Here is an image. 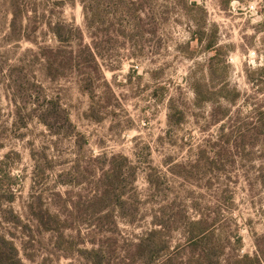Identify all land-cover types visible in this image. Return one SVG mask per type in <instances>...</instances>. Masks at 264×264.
Returning a JSON list of instances; mask_svg holds the SVG:
<instances>
[{"label":"rangeland","instance_id":"obj_1","mask_svg":"<svg viewBox=\"0 0 264 264\" xmlns=\"http://www.w3.org/2000/svg\"><path fill=\"white\" fill-rule=\"evenodd\" d=\"M123 1L0 0V172L14 191L0 232L25 264H91L82 251L99 246L119 263L154 220L170 223L176 246L184 221L205 219L226 238L224 264L238 253L264 261V0H190L217 29L239 91L200 107L195 79L223 84L192 40L187 0ZM55 22L76 30L68 45ZM56 105L75 135L41 120ZM120 194L126 214L113 211Z\"/></svg>","mask_w":264,"mask_h":264},{"label":"trees","instance_id":"obj_2","mask_svg":"<svg viewBox=\"0 0 264 264\" xmlns=\"http://www.w3.org/2000/svg\"><path fill=\"white\" fill-rule=\"evenodd\" d=\"M182 6L186 13L189 14L191 20L196 24V29H191L192 40L203 44L205 46V50L212 54L209 62V70L212 80H220L223 84L219 90H216L213 84L203 83L200 79H195L193 83V89L196 95L195 104L200 107L205 103L211 102L219 97H225L234 101L239 95V91L235 88L229 90V84L227 80L230 71V63L226 56L224 47H219L218 45L217 29L213 28L208 30L206 18L207 11L197 2H190V0H187L184 4H182ZM143 8V5H139L136 8L135 16L138 17L139 20L142 19V15L139 13V10H142ZM93 14L98 16L97 10H93ZM54 30L57 39L63 45H68L70 42V33H72L74 30L72 25L65 24L63 22H55ZM77 31L79 33V30ZM187 45H190V43L188 42ZM88 51L90 52L89 48ZM90 56L94 58L91 52ZM259 71L264 73L263 68H261ZM58 106L56 105L55 107V115H53V110L45 109L41 115V120L50 128H53L54 125L55 127L58 126L55 128V134H58L56 130L59 128V126L68 124L70 127H72L71 133L75 135L76 129L71 122L69 114L65 110L64 113L61 114L60 107ZM170 109L171 113L176 110L173 102L170 105ZM171 113L169 115L171 123H182L184 120V113L182 111L180 112L181 117L177 121L172 120ZM2 164L3 162H1L0 165ZM6 177H9V179L13 180V177H10V175L4 171L0 172L1 212L4 211L2 202L4 200L11 202L14 198V191L11 189L9 191L7 190V185L5 184ZM109 192L110 191L107 190L105 193H100L98 196H96L95 200L92 201L90 207L93 214L101 211L102 208L105 207L103 204L106 202L105 198H107V194H109ZM11 193L12 195H10ZM123 196L124 195L120 194L118 197L120 206L118 204L114 205L113 211L117 208L121 209V211L127 209V200H124ZM124 214H126V212ZM17 220L19 221V218H17ZM55 223L57 224L55 225L56 229L58 228L59 224L57 217H55ZM97 224H100L99 227L102 228L104 223L100 222ZM154 224L160 228H152L142 237H140L139 241L134 243V252L129 253L128 257L124 258L119 263H114L110 257V253L101 246L83 250L82 257L91 264H224L222 261V256L227 244L226 238L222 237L221 232L217 233L218 228L210 227L205 219H188L184 221L182 228L185 233L186 241L179 243L176 246H173L171 244V240H169L171 228L170 223L161 217L154 220ZM235 243L238 248L243 246L241 236L237 235ZM0 264H25L16 242L2 232H0ZM227 264H264V261L259 254L251 256L249 254L238 253Z\"/></svg>","mask_w":264,"mask_h":264}]
</instances>
